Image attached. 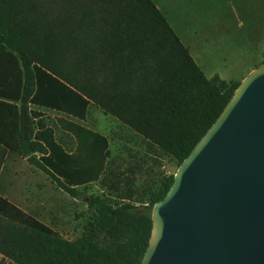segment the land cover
Listing matches in <instances>:
<instances>
[{"label":"trees","instance_id":"16d2710c","mask_svg":"<svg viewBox=\"0 0 264 264\" xmlns=\"http://www.w3.org/2000/svg\"><path fill=\"white\" fill-rule=\"evenodd\" d=\"M240 82L208 79L152 0H0V144L25 158L91 221L68 241L0 217L9 264H140L153 206L84 194L108 170L105 137L80 129L68 155L30 106L83 119L92 105L181 162L220 116ZM38 120V121H35Z\"/></svg>","mask_w":264,"mask_h":264},{"label":"water","instance_id":"95a60500","mask_svg":"<svg viewBox=\"0 0 264 264\" xmlns=\"http://www.w3.org/2000/svg\"><path fill=\"white\" fill-rule=\"evenodd\" d=\"M151 221L140 264H264V63L181 162Z\"/></svg>","mask_w":264,"mask_h":264},{"label":"rangeland","instance_id":"374dc122","mask_svg":"<svg viewBox=\"0 0 264 264\" xmlns=\"http://www.w3.org/2000/svg\"><path fill=\"white\" fill-rule=\"evenodd\" d=\"M175 5L167 20L183 44L195 47L201 62L194 60L208 76L241 82L264 63V0H176ZM86 116L85 127L108 140V170L100 182L80 190L116 201L127 197L136 206H146L150 194L176 173V161L100 109L91 106ZM54 118L53 113L46 114L44 126L54 125ZM65 199L66 222L71 227L54 231L74 241L92 218L83 198ZM0 264L9 263L0 256Z\"/></svg>","mask_w":264,"mask_h":264},{"label":"crops","instance_id":"0c3cea01","mask_svg":"<svg viewBox=\"0 0 264 264\" xmlns=\"http://www.w3.org/2000/svg\"><path fill=\"white\" fill-rule=\"evenodd\" d=\"M152 1L167 20L166 14L170 13V7L173 8L176 0ZM167 23L169 24L168 20ZM169 26L174 31V28L170 24ZM174 33L177 35L175 31ZM178 38L182 43L181 38L179 36ZM182 45L188 50L193 60L196 59L198 63L201 62L197 58L198 53L195 51V47L190 48V42H184ZM204 75L208 79L215 77L211 74L208 76V74L204 73ZM237 79L225 82H237ZM91 106L92 105L87 108L83 119L35 106H30L29 109L42 115L38 120H41L43 124L46 114L53 113L55 115L54 125H45V128H49L53 131L55 142L68 155H73L76 154L79 149L76 137L82 135L80 129L95 133L84 125V120H86L87 117L86 114ZM59 137L62 138V141L59 140ZM81 188L83 187H80V189ZM66 196L65 193L58 190L51 183L46 175L29 165L25 158L10 152L6 147L0 144V217L45 233L58 234L56 233L57 230L71 227L67 226L66 222L67 215L64 208ZM68 198L76 202V200L69 196Z\"/></svg>","mask_w":264,"mask_h":264},{"label":"built area","instance_id":"2783aa9c","mask_svg":"<svg viewBox=\"0 0 264 264\" xmlns=\"http://www.w3.org/2000/svg\"><path fill=\"white\" fill-rule=\"evenodd\" d=\"M65 239V238H64Z\"/></svg>","mask_w":264,"mask_h":264}]
</instances>
